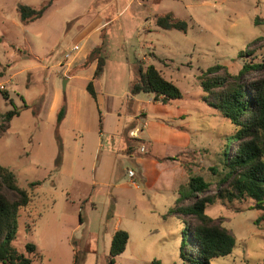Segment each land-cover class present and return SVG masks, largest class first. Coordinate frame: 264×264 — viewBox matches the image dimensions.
<instances>
[{
    "label": "rangeland",
    "instance_id": "1",
    "mask_svg": "<svg viewBox=\"0 0 264 264\" xmlns=\"http://www.w3.org/2000/svg\"><path fill=\"white\" fill-rule=\"evenodd\" d=\"M48 1L0 0V163L33 197L19 213L13 246L24 252L35 245V264H74L75 254L78 264H111L113 234L124 230L129 242L114 264H188L180 252L193 230L186 216L170 210L191 176L215 182L211 169L221 168L225 138L233 133L205 101L200 76L218 64L238 74L245 63L264 59V40L249 47L264 37V24H255L264 18V0H53L42 18L21 22L19 4L38 9ZM166 13L185 20L188 32L157 28L155 15ZM98 20L106 24L87 38ZM96 48L107 64L93 99L86 86ZM242 51L249 52L241 57ZM138 62L154 64L183 98L163 104L149 95L147 104L148 95H138L134 142L125 100ZM261 78L264 72L246 76ZM61 107L66 115L58 123ZM15 109L20 114L2 132V115ZM35 181L42 184L31 188ZM252 204L206 206L236 238L233 252L211 264H264V222L255 225L264 212Z\"/></svg>",
    "mask_w": 264,
    "mask_h": 264
},
{
    "label": "trees",
    "instance_id": "2",
    "mask_svg": "<svg viewBox=\"0 0 264 264\" xmlns=\"http://www.w3.org/2000/svg\"><path fill=\"white\" fill-rule=\"evenodd\" d=\"M53 0L40 8L25 4L18 5L20 20L28 25L43 17ZM155 26L162 30H178L188 32L185 20L176 18L172 13L158 14L154 17ZM255 24H264V18L257 17ZM264 40L260 37L249 47ZM96 48L90 54V59L96 61V69L86 90L93 99H97L94 82L99 81L106 68V57L97 54ZM254 51V49H253ZM241 52L248 54V52ZM138 76L130 86L131 96L140 94L151 95L155 102L167 104L172 100H180L183 94L172 82L168 81L154 64L144 65L138 62ZM252 71L264 72V59L259 63H245L238 74H232L224 65L209 67L200 76V86L206 94L205 101L215 112L221 114L233 126V133L227 135L222 152L221 168H212L216 176L214 183L200 175H193L189 179L188 190L182 191L177 205L170 213L187 217L186 223L193 230L191 240L186 248L185 240L181 247L180 256L188 264H211L218 257L228 256L233 252L236 238L233 233L206 214V206L217 200L253 201L251 209L264 212V78L246 79ZM7 100V93H2ZM24 108H27L25 104ZM20 111L10 110L2 115V132L10 128V123ZM66 115L65 107H61L57 114L60 123ZM102 128V119H100ZM235 143L234 148L232 147ZM42 181L30 183L34 188ZM215 184L216 189L210 195L199 197L210 192ZM30 192L19 186L17 176L13 171L0 163V263L2 264H35L33 256L37 255V248L27 244L21 252L13 246L19 228V213L28 207L32 201ZM194 202L188 206L184 203ZM264 222V213L255 220V225ZM129 234L124 230H117L112 237L110 246V263L114 264L116 257L121 255L129 242ZM74 264H78L75 254ZM150 264H161L154 260Z\"/></svg>",
    "mask_w": 264,
    "mask_h": 264
},
{
    "label": "crops",
    "instance_id": "3",
    "mask_svg": "<svg viewBox=\"0 0 264 264\" xmlns=\"http://www.w3.org/2000/svg\"><path fill=\"white\" fill-rule=\"evenodd\" d=\"M158 15V14H157ZM156 16V15H155ZM106 23H103L101 20H98V22L96 23H92L91 24V27H93L91 30H90V33H88L87 34V38L89 37V36H91V35H93V34H95V33H97V32H99V30H100V28H102L104 25H105ZM98 27V28H97ZM89 50H90V47L88 48V50L85 52V54H84V56L81 58V59H83L86 55H87V53L89 52ZM107 64V63H106ZM92 66V67H91ZM87 70H91V72H92V75H91V80H92V78H93V74H94V71H95V69H96V63H93L92 65H91ZM82 72V71H81ZM81 72H79V74L81 73ZM79 75H77V77H78ZM135 79V78H134ZM96 90V89H95ZM97 92V91H96ZM98 94V93H97ZM151 96V95H150ZM149 95L147 96V101H146V103L147 104H149L150 103V97ZM138 100V98H137V96H131V94H130V97L128 98V99H126L125 100V109L127 110V111H130V117H129V119L130 120H132L133 122H132V128L130 129V131L129 132H131L133 135H130V133L128 134V137H129V139L130 140H134V142H135V118L137 119V117H136V115H135V101H137ZM124 102H122V104H123ZM145 103V102H144ZM129 105H131L130 106V108H128L129 107ZM140 107L141 106H138V108H136V111H138V110H140ZM142 108V107H141ZM132 115V116H131ZM134 119V120H133ZM141 124V123H140ZM146 125H147V123L144 121L143 123H142V126H143V129H145L146 128ZM103 132V131H102ZM141 132H144L143 130H141ZM182 135H183V133H181V136L180 137H182ZM145 137H148V136H145ZM142 140H144V141H146L145 139H143L142 138ZM147 142V141H146ZM183 143H185L184 144V146H186L187 145V143H188V137L185 135V137H184V142ZM122 145H123V148H121L119 151L122 153V154H124L125 153V150H126V148H128V143H127V141L126 142H124V143H122ZM181 146V145H180ZM183 147V146H182ZM119 151H117V154H119ZM140 152H141V150H140ZM147 152V150H145V152H141V153H146ZM134 153H135V151H134ZM133 153V154H134Z\"/></svg>",
    "mask_w": 264,
    "mask_h": 264
},
{
    "label": "built area",
    "instance_id": "4",
    "mask_svg": "<svg viewBox=\"0 0 264 264\" xmlns=\"http://www.w3.org/2000/svg\"><path fill=\"white\" fill-rule=\"evenodd\" d=\"M74 50H78V46H76ZM141 151L145 152V148H142ZM130 176H134L133 172H130Z\"/></svg>",
    "mask_w": 264,
    "mask_h": 264
},
{
    "label": "water",
    "instance_id": "5",
    "mask_svg": "<svg viewBox=\"0 0 264 264\" xmlns=\"http://www.w3.org/2000/svg\"><path fill=\"white\" fill-rule=\"evenodd\" d=\"M67 80H68V79H66V80H65V83H64V85H66V81H67Z\"/></svg>",
    "mask_w": 264,
    "mask_h": 264
}]
</instances>
